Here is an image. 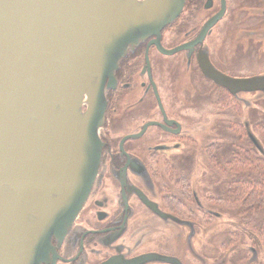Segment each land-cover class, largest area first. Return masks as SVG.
I'll return each mask as SVG.
<instances>
[{
  "label": "flooded vegetation",
  "instance_id": "obj_1",
  "mask_svg": "<svg viewBox=\"0 0 264 264\" xmlns=\"http://www.w3.org/2000/svg\"><path fill=\"white\" fill-rule=\"evenodd\" d=\"M215 75L264 76V0H186L122 58L99 178L43 264H264V82Z\"/></svg>",
  "mask_w": 264,
  "mask_h": 264
},
{
  "label": "water",
  "instance_id": "obj_2",
  "mask_svg": "<svg viewBox=\"0 0 264 264\" xmlns=\"http://www.w3.org/2000/svg\"><path fill=\"white\" fill-rule=\"evenodd\" d=\"M185 2L0 0V264L56 257L53 238L69 234L99 178L107 94L122 58ZM220 75L234 95L264 82Z\"/></svg>",
  "mask_w": 264,
  "mask_h": 264
},
{
  "label": "rangeland",
  "instance_id": "obj_3",
  "mask_svg": "<svg viewBox=\"0 0 264 264\" xmlns=\"http://www.w3.org/2000/svg\"><path fill=\"white\" fill-rule=\"evenodd\" d=\"M243 223V222H242Z\"/></svg>",
  "mask_w": 264,
  "mask_h": 264
}]
</instances>
